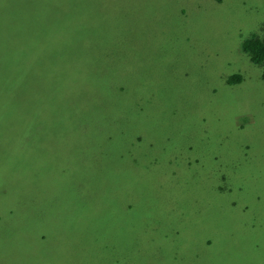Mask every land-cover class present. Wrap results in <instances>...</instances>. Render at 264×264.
Segmentation results:
<instances>
[{
	"label": "rangeland",
	"instance_id": "rangeland-1",
	"mask_svg": "<svg viewBox=\"0 0 264 264\" xmlns=\"http://www.w3.org/2000/svg\"><path fill=\"white\" fill-rule=\"evenodd\" d=\"M20 1L11 3L10 17L19 13L11 20L29 29L0 38L10 48H0V214L9 210L26 221L13 231L12 220L21 219L13 216L1 228L0 264H264V79L259 69L233 67L232 58L240 56L242 39L262 26L264 0H89L67 20L58 18L59 0ZM78 1H70L73 9ZM123 7L129 32L143 38L111 28ZM146 48L150 56L143 54ZM7 58L18 65L8 68ZM207 68L223 75L233 69L243 80L222 84L216 95L205 82ZM178 79L185 85H169ZM154 81L169 82L162 103L150 86ZM17 91L25 100L14 97ZM29 101L39 113H31ZM139 103L176 117L172 122L184 138L206 115L204 126L216 136L206 145L208 154L233 161V172L202 159L193 165V175L206 181L189 190L205 206L198 217L180 210L183 200L167 173L156 178L157 166L119 175L114 159L124 147V131L108 120L125 106L127 132L137 134L149 120H136ZM200 128H194L195 139ZM121 188L136 191L143 207L127 219L109 213L105 223L101 212L115 210ZM152 200L158 202L151 207ZM161 204L170 206L164 217ZM119 220L121 227L114 226ZM41 222L52 228L46 241ZM208 237L214 238L211 247Z\"/></svg>",
	"mask_w": 264,
	"mask_h": 264
},
{
	"label": "trees",
	"instance_id": "trees-1",
	"mask_svg": "<svg viewBox=\"0 0 264 264\" xmlns=\"http://www.w3.org/2000/svg\"><path fill=\"white\" fill-rule=\"evenodd\" d=\"M14 1L16 4L21 2L20 0H3V1L0 0V4L3 5V6H1V10H0V26L2 27L1 28L2 33H0V38L3 40H5L6 36H8L12 39V34L16 35L18 33L25 32L29 29L28 25H27V27L24 26V24L22 23L23 21H19L17 19L11 20V18H16L19 15V13H17L16 16L14 15V16L10 17L11 10H12V4L11 3ZM70 1L71 0H59L58 2H56L55 8H57L58 10H56V9L55 10L58 11V16H59L58 18H60L62 20H65V19L67 20L70 17L75 18L76 15H77L76 17H78L77 9H80V10L83 9V7L79 8V5H84L89 0H83V2L78 1L77 5L75 6L74 9L70 5ZM46 14H48V13L45 12L44 16H47ZM126 14H127L126 8L125 7L121 8V11H118V13L116 14V21L117 22L115 25L113 24L111 26V28L114 27V30H116V32H117V35H120L122 37L123 36L133 37V38H137V39L143 38L138 31L129 32L132 22L130 23L129 20L126 19L127 18ZM5 15H8L10 17V20L12 22L11 24H9L8 21L5 19ZM73 21L74 20L70 21L71 25H73ZM16 22L18 23L17 25H15ZM25 27H26V29L24 30ZM47 27H48V25L45 22H42V27H40V28H42L44 31L45 29H47ZM13 44H14L13 47L15 50V47L17 48L18 45L16 42H13ZM2 46H6L7 51L10 50V48L8 47V44L2 45L0 43V48ZM142 52L146 56L151 55L149 49H147V48L144 49ZM7 54H9V53H7ZM13 54H15V53H13ZM232 58L234 59L233 67H240L241 68V67L246 66L247 68H250V69H259L262 73V78L264 79V22L262 23V26H260V28L252 29V32L250 33V35L246 36L244 39H242L241 48H240V56L234 55V56H232ZM141 59H144V58H141ZM136 61H137V57H136ZM160 61H161V64L166 61V57H164V55L162 53H161V60ZM1 62H2V58L0 57V65H1ZM16 65H18V60L16 58L13 60L8 59V61H7V67L8 68H10L11 66L15 67ZM136 65L140 66L138 64V62H136ZM144 68H145V73L147 74V68L145 66H144ZM205 72H206V74L204 76L205 82L211 86L213 91L216 89V95L221 94V92H218V91L220 88H222V84H224L226 86L228 85L230 87H233V81H236L237 84H240L243 80V75L239 72H233V69L231 70V73H228L226 75L219 73L218 70H216V69L207 68L205 70ZM162 73L164 75H169L168 72L164 73L162 71ZM164 75L162 76V79L160 81L165 80ZM186 75L187 74H185V76ZM210 76L214 77V79L212 81H210ZM222 79L224 80V82H222ZM3 83L4 82L2 81V74L0 73V84H3ZM147 83H148V81L144 80L143 84H141V86L146 88ZM167 83H169V82H166L163 85L158 84V86H157V85H155V81H154V83L150 84L151 88L156 90L158 92V95L160 94V96H158V95L157 96L161 97V100H160L161 103L163 102L162 93L164 94L166 92ZM24 84L25 83H21V86H24ZM169 85L173 88H176L179 86H184L185 81H183V79L182 80L178 79L175 84L170 82ZM125 86H126L125 83H120V86H119L120 90H123V88L126 90ZM8 88H10V87H7V89ZM192 89L198 90V87H194ZM193 93H194V91H193ZM142 96H143V92H141V95H139L137 97H139V99L141 101H143ZM157 96H155V97H157ZM14 97H19V98H21V100H25L23 98V93H21L20 91H17L15 93ZM12 101L13 100H11L7 104L9 107L14 106V103ZM29 105H31L30 101H29ZM134 105H136V104H134ZM31 106H28V108ZM137 109H138L137 112L139 113L137 115L138 116L140 115L139 116L140 119H136V117H134V119H136L138 122H141V121L146 120L147 117H149V120L143 124L144 126L137 129V134H135V135L134 134L130 135V132H127L128 129L126 127L131 126V122H130L131 120H128V117H127L128 113L127 114L122 113V112H125L126 110H128L127 107L122 106V111L111 114V116L108 120V123H110L112 127H119L120 128L122 126V130L124 131L123 132V146L124 147H122L121 153L118 154L116 156V158L114 159V162L116 164L120 165L119 175L120 176H128L131 173H135V175H136L137 173H140L141 171H148L150 169H154V166H157L156 178H158V179L161 178V175H160L161 172L167 173V176H168L167 182L173 183V185L175 187V191L180 195L181 199L183 200V202L179 205L180 210H182L184 207H185L186 211L194 210V213L191 216L198 217L200 215L199 210L203 209L205 206L203 203L200 204L199 201L197 199H195L196 195H194V197H192L190 195L189 190L192 191L193 188L196 189L194 187V185L199 184V182H200V184H202L203 180L205 181V179L200 180L198 177H195L193 175V173H192L193 172V168H192L193 165H195L200 159H202V161H210L211 163H214L216 166H222L225 168L227 167L226 169L233 172V161H227V163H226V161H224L223 159L222 160L219 159L218 155L214 156V155L208 154L209 151L206 148V145L211 140H214V143H215L216 142V136L212 135L210 133L209 129H207V127L204 126L206 124V121H207L206 115H203L202 117H200V120L197 121L198 124H196V123L192 124L193 125L192 126V133H190V135H188V138H184V137L178 136L179 129L176 125L174 126V124L172 122V121H175L174 119L176 117L165 118L163 116V112H167V110H162L161 108H159V112H157V114H156L155 112H153L154 110L153 111L149 110L144 103H139L137 105ZM10 110H11V108L8 109V112ZM30 111L33 114H37L40 112V109H39V107L34 105V106H32V109ZM174 111L176 113L175 108H174ZM182 113H185V112H182ZM122 114H123L124 119H125L124 122L121 119ZM26 115H28V112H26L25 116ZM178 115L182 116L181 113H178ZM105 121H107V120H105ZM120 121L123 122L122 125L119 123ZM176 122H178V121H176ZM21 124H23V125L26 124L24 119L21 121ZM198 125H199V127L203 128L202 129L203 131L200 128V130L198 132L199 138L195 139L196 135H193V131H195L194 128H196ZM15 128H17L16 125H15ZM195 132L197 134V131H195ZM175 152H176V154H175ZM163 157L165 158V160H162ZM222 157H223V155H222ZM112 159H113V157H112ZM114 162L112 160L111 164H114ZM59 165L64 166L65 161L64 162L60 161ZM50 167H51V165H48V171H50ZM62 176H63L62 181L66 180L67 177H65L64 175H62ZM109 178L112 179V176H110V173H108V179ZM73 179H75V177H73ZM76 180H78L77 176H76ZM105 182H107V179ZM186 182L188 184L187 187L189 189L185 186ZM116 195H117L116 202H115V205H113L115 207V210L112 212H110L109 210L101 212L102 213V220L105 223H106V221H108V218L106 217V215H108L109 213H112L119 218L124 217L125 219H127L130 215H132L133 213H136V211L140 212V211H138L139 208L143 207L141 200L139 201V199H138V195H137L136 191H130L126 188H121V190L118 193H116ZM0 197L2 198L3 196L1 195ZM105 199H107L106 196H105ZM157 202H158V200H157ZM157 202L155 200H152L150 206L152 207ZM236 202L237 201L235 199V201H234L235 205H236ZM25 203H26V200H25ZM159 203H160V201H159ZM161 205H162L161 206V210H162L161 214L164 217V215H168L170 213V206L169 205L164 206V204H161ZM237 205H238V203H237ZM196 212H198V214H196ZM13 216H15V219H16V217L21 216V215L20 214L15 215V214H13L12 211L10 212L9 210L5 214H0V231L4 225L10 223ZM25 217H26V215H25ZM181 217L182 216H179V218H181ZM184 217H185V215H184ZM203 220H204V218H203ZM25 221L26 220L23 216H21V219H19L18 221L12 220L11 224L14 226L13 231L18 230V228L21 226V224ZM36 222L38 223L37 219H36ZM164 224H165V222L163 223V225ZM25 225L20 230L21 234L24 233V231L26 230V228H28V226H30V224H28L27 227ZM42 226H45L44 229H46V230H44V232L41 233L42 236L41 235L40 236L42 238H40V239L42 241H46L47 239L50 238V234H48V231H51L52 228L47 226L46 223H45V225L42 223ZM114 226L121 227L120 226V220L118 222H116L114 224ZM176 230H177V228H175L174 233H173V235H175V236L178 235ZM203 230H204V228H203ZM103 231H104V227L102 228V233H103ZM161 232H162V227H161L160 233ZM15 233H17V232H15ZM202 236L203 235L198 233V239L201 238ZM57 239H58V237H57ZM13 240L15 241L17 239H13ZM66 243H67V241H66ZM208 243H209V246L211 244H214V238L208 237L206 239V244H208ZM88 264H89V262H88Z\"/></svg>",
	"mask_w": 264,
	"mask_h": 264
}]
</instances>
